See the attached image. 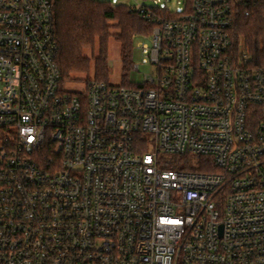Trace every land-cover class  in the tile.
<instances>
[{
    "label": "built area",
    "instance_id": "obj_1",
    "mask_svg": "<svg viewBox=\"0 0 264 264\" xmlns=\"http://www.w3.org/2000/svg\"><path fill=\"white\" fill-rule=\"evenodd\" d=\"M156 2L154 70L74 93L54 0H0V264H264V65L231 0Z\"/></svg>",
    "mask_w": 264,
    "mask_h": 264
},
{
    "label": "trees",
    "instance_id": "obj_2",
    "mask_svg": "<svg viewBox=\"0 0 264 264\" xmlns=\"http://www.w3.org/2000/svg\"><path fill=\"white\" fill-rule=\"evenodd\" d=\"M191 0H188L190 2ZM234 16L232 30L237 46L248 53L249 64L264 65V0H231ZM57 61L62 84L71 80H101L108 82L109 43L115 37L122 47L124 76L129 81L134 63L136 39L152 32L153 24L128 4H114L110 0H54ZM86 77V78H85ZM203 158H176V168L208 171Z\"/></svg>",
    "mask_w": 264,
    "mask_h": 264
},
{
    "label": "rangeland",
    "instance_id": "obj_3",
    "mask_svg": "<svg viewBox=\"0 0 264 264\" xmlns=\"http://www.w3.org/2000/svg\"><path fill=\"white\" fill-rule=\"evenodd\" d=\"M114 4L118 3H125L128 5H139V4H146V5H154L156 0H110ZM186 0H160L156 3L160 6H167L171 10H179L184 7ZM139 39H144L146 42H151V37L143 36L137 38L136 41ZM109 78L108 83L111 85H122V80L124 76V62L122 60V47L121 43L113 36L111 37L109 43ZM134 64H139V72L130 70L129 74V81L130 82H138L145 73H150L154 70V66L150 62H144L142 54L136 49L135 43V54H134ZM86 78V77H85ZM88 82L85 80H71L64 85V90L69 92H83L87 89Z\"/></svg>",
    "mask_w": 264,
    "mask_h": 264
}]
</instances>
